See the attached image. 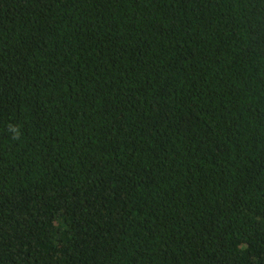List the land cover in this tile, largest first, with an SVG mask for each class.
<instances>
[{
    "label": "trees",
    "instance_id": "trees-1",
    "mask_svg": "<svg viewBox=\"0 0 264 264\" xmlns=\"http://www.w3.org/2000/svg\"><path fill=\"white\" fill-rule=\"evenodd\" d=\"M0 264H264V0H0Z\"/></svg>",
    "mask_w": 264,
    "mask_h": 264
}]
</instances>
